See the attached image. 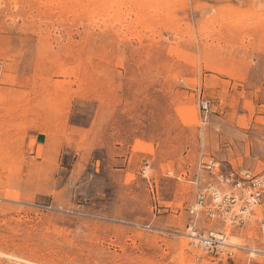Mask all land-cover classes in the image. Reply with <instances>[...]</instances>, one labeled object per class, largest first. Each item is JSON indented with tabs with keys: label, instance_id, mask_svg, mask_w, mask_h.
Instances as JSON below:
<instances>
[{
	"label": "rangeland",
	"instance_id": "1",
	"mask_svg": "<svg viewBox=\"0 0 264 264\" xmlns=\"http://www.w3.org/2000/svg\"><path fill=\"white\" fill-rule=\"evenodd\" d=\"M170 2L0 0V264H264L187 237L201 157L264 174V2Z\"/></svg>",
	"mask_w": 264,
	"mask_h": 264
},
{
	"label": "built area",
	"instance_id": "2",
	"mask_svg": "<svg viewBox=\"0 0 264 264\" xmlns=\"http://www.w3.org/2000/svg\"><path fill=\"white\" fill-rule=\"evenodd\" d=\"M197 172L196 184L202 185L188 209L187 237L211 259L234 258L238 247L229 243L230 230L215 226L202 230L201 225L207 222L237 229L257 221L264 235V174L204 156L197 163Z\"/></svg>",
	"mask_w": 264,
	"mask_h": 264
},
{
	"label": "bare ground",
	"instance_id": "3",
	"mask_svg": "<svg viewBox=\"0 0 264 264\" xmlns=\"http://www.w3.org/2000/svg\"><path fill=\"white\" fill-rule=\"evenodd\" d=\"M166 1V3H165V5H164V7H165V12L164 13H166V16H167V20H170V19H173V11L171 10V8H172V6L170 5V1L171 0H165ZM215 1H217L218 3H223V5H224V1L225 2H230V3H232L234 0H215ZM242 1V3L244 4V2H247V1H250V2H253V1H257V0H241ZM263 2H264V0H262ZM174 2V1H173ZM249 2V3H250ZM259 2H261V1H259ZM229 3V4H230ZM200 5V4H199ZM171 6V7H170ZM184 6V5H183ZM230 6V5H229ZM181 7H182V5H181ZM207 7V6H206ZM183 8V7H182ZM203 8V7H202ZM174 9V8H173ZM178 9H180V7L178 8ZM185 9V8H184ZM195 10V12H194V14L193 15H197L198 13H201L202 12V14H203V9H201V8H199L198 6H195V8H194ZM221 9V8H220ZM215 10V9H214ZM217 10H219V8L217 9ZM216 10V11H217ZM181 11V10H180ZM216 11H214V12H216ZM214 14V13H213ZM212 14V15H213ZM225 14H227V12L225 11V10H223V9H221V10H219L218 11V13H216L213 17H211L210 18V22H211V26L213 25L214 27L213 28H215L218 24H220V27L221 28H226L227 30H229V32H231V33H234L235 31L236 32H238V31H242L243 29H240L241 28V24L239 25L238 23H236L235 21L233 22V24L234 25H232L231 23V21H230V23H227V21H226V16H225ZM232 17V16H231ZM234 17V16H233ZM175 18V17H174ZM182 19V18H181ZM186 19V18H185ZM234 19V18H233ZM258 20H257V26H255L256 27V29H257V36H264V19L263 18H257ZM177 20H179V19H177ZM203 20V19H202ZM240 20V19H239ZM174 21H175V19H174ZM205 21V20H204ZM209 21V20H208ZM243 21V20H242ZM182 23V22H181ZM206 23L207 22H202V24H200V28L201 29H205L207 26H206ZM235 23L237 24V25H239L240 27L238 28L237 26H235ZM243 23V22H242ZM170 24H171V21H170ZM180 24V23H179ZM208 24V23H207ZM177 26V25H176ZM171 28V27H170ZM220 28V29H221ZM177 29V28H176ZM189 29V28H188ZM208 30H209V28H207ZM190 30V29H189ZM179 31V30H178ZM192 32V31H191ZM215 32H216V30H215ZM253 32H255L254 30H253ZM187 33V32H186ZM190 33V32H189ZM192 36V35H191ZM264 38V37H263Z\"/></svg>",
	"mask_w": 264,
	"mask_h": 264
}]
</instances>
